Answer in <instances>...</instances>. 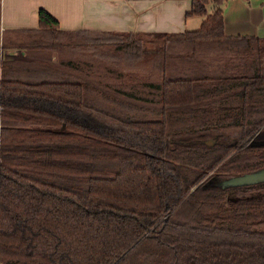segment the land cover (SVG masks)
I'll list each match as a JSON object with an SVG mask.
<instances>
[{"label":"trees","instance_id":"16d2710c","mask_svg":"<svg viewBox=\"0 0 264 264\" xmlns=\"http://www.w3.org/2000/svg\"><path fill=\"white\" fill-rule=\"evenodd\" d=\"M222 1L191 0L195 30L40 8L4 38L0 264H264V179L222 186L264 169V37H227Z\"/></svg>","mask_w":264,"mask_h":264},{"label":"crops","instance_id":"0c3cea01","mask_svg":"<svg viewBox=\"0 0 264 264\" xmlns=\"http://www.w3.org/2000/svg\"><path fill=\"white\" fill-rule=\"evenodd\" d=\"M190 5L191 0H0V34L12 38L37 28L40 8L65 31L195 30L203 17L186 14ZM221 8L227 37H264V0H223Z\"/></svg>","mask_w":264,"mask_h":264},{"label":"water","instance_id":"95a60500","mask_svg":"<svg viewBox=\"0 0 264 264\" xmlns=\"http://www.w3.org/2000/svg\"><path fill=\"white\" fill-rule=\"evenodd\" d=\"M204 142L207 145L212 144V141L210 139L206 140ZM249 144L250 145H261V144H264V141L252 140V141H250ZM257 179H264V169L260 170L258 172H254V173H245V174H239V175L231 176V177L225 179L224 181H222V186H227L230 184H241L244 182H250V181L257 180Z\"/></svg>","mask_w":264,"mask_h":264},{"label":"rangeland","instance_id":"374dc122","mask_svg":"<svg viewBox=\"0 0 264 264\" xmlns=\"http://www.w3.org/2000/svg\"><path fill=\"white\" fill-rule=\"evenodd\" d=\"M9 34L8 33H5L4 34V32H2L1 34H0V43H2L3 42V40H4V38H8L9 36H8ZM72 37H74V35H69V34H66V35H61L60 36V39L61 38H63V39H67V40H69V39H71ZM16 38V36H13L12 37V39L11 40H13V39H15ZM83 49L85 50V51H87V47H83ZM49 54H50V51H48V50H46V51H43V55H44V57H48L49 56ZM53 54V53H52ZM55 54V53H54ZM53 54V55H54ZM77 54H79L80 55V52H77ZM63 56H64V58L65 57H74V54H71V53H66V54H62ZM103 70L105 71V68H100L99 69V71L100 72H103ZM101 77H103V76H101ZM105 77V80H102V82H109V81H112V80H109V76L108 75H106V76H104ZM138 79L137 80H139V79H143V80H151V78H149V76H148V74L147 73H142V74H138ZM102 79V78H101ZM154 79V78H153ZM121 83H124V80H121ZM140 111V110H139ZM231 160H234L233 158H231Z\"/></svg>","mask_w":264,"mask_h":264},{"label":"flooded vegetation","instance_id":"af4514ba","mask_svg":"<svg viewBox=\"0 0 264 264\" xmlns=\"http://www.w3.org/2000/svg\"><path fill=\"white\" fill-rule=\"evenodd\" d=\"M262 141H264V140H262Z\"/></svg>","mask_w":264,"mask_h":264}]
</instances>
